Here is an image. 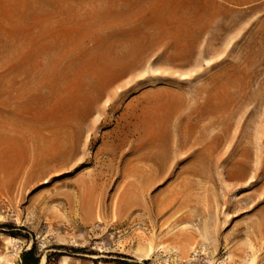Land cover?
<instances>
[{
  "label": "rangeland",
  "instance_id": "374dc122",
  "mask_svg": "<svg viewBox=\"0 0 264 264\" xmlns=\"http://www.w3.org/2000/svg\"><path fill=\"white\" fill-rule=\"evenodd\" d=\"M191 230L217 245H139ZM31 248L264 264V0H0V264Z\"/></svg>",
  "mask_w": 264,
  "mask_h": 264
},
{
  "label": "bare ground",
  "instance_id": "6f19581e",
  "mask_svg": "<svg viewBox=\"0 0 264 264\" xmlns=\"http://www.w3.org/2000/svg\"><path fill=\"white\" fill-rule=\"evenodd\" d=\"M159 136L162 138V137H165V131L159 133ZM164 141V139H163ZM161 142V141H159ZM158 142V144H160ZM163 143V142H162ZM161 143V144H162ZM157 144V145H158ZM164 145V143H163ZM146 164V162H145ZM149 165L148 166H144L142 165L143 167H137V171H138V175L141 176V179L139 181H137V183L134 182V187H125L124 190L119 194L118 198H116L117 200L115 201V207L116 209L117 208H121L124 204V202L128 199H132L129 197V194L132 193V190L134 191V201L133 203L131 202V205H133L132 208H134V206L136 205L137 208L141 211H144V210H148V206L147 204L142 200L138 201L137 199H135L136 195L137 196H140L142 197V195H144L145 193V187L147 185L148 182H150L151 180L149 179V175L150 176H153V170H155V168L152 166V164L148 163ZM151 165V166H150ZM113 169V167H112ZM158 169V168H156ZM147 170H150L151 173H149L148 175V172ZM159 170V169H158ZM157 170V171H158ZM145 172H146V177L145 176ZM138 179V178H137ZM131 183V182H130ZM179 191L176 192V194L178 193ZM138 197V198H140ZM177 196H172V197H169L167 199H165V201L163 200L159 205H158V211H160L161 209H164V208H167L169 206H171L175 199H176ZM128 198V199H127ZM191 201V200H190ZM127 203V202H126ZM125 203V204H126ZM149 204V203H148ZM129 206L130 204H126V206ZM130 205V206H131ZM150 205V204H149ZM125 206V205H124ZM126 206L124 208H126ZM153 207V206H152ZM172 207V206H171ZM115 210V208H114ZM130 210V209H129ZM121 211V210H120ZM140 211V212H141ZM153 211H156L153 207ZM115 212V211H114ZM145 213V212H144ZM140 214V213H139ZM142 214V213H141ZM140 214V215H141ZM143 215V214H142ZM189 216H191V213H188L184 216V218H189ZM167 235V234H166ZM255 235V234H254ZM253 235V236H254ZM252 236V235H250ZM138 242V241H137ZM249 243V241H248ZM139 245L142 246V247H145L149 250H154L156 247H159L161 248L162 245H187L188 249L191 248V245H217V240H216V237L211 235L208 231H198V230H191V231H178L176 233H174L173 235H170V236H167L165 239H161V237L159 238L158 236H149V237H142L141 240L139 241ZM251 247V245H250ZM187 249V248H186ZM248 252V251H247ZM261 253V252H260ZM259 253V254H260ZM256 255V254H255ZM251 264H254L255 263V260H256V257H252L251 258ZM259 260V259H258ZM46 256L43 255L42 258H41V262L40 264H46ZM259 262V261H258Z\"/></svg>",
  "mask_w": 264,
  "mask_h": 264
},
{
  "label": "trees",
  "instance_id": "16d2710c",
  "mask_svg": "<svg viewBox=\"0 0 264 264\" xmlns=\"http://www.w3.org/2000/svg\"><path fill=\"white\" fill-rule=\"evenodd\" d=\"M22 262L23 264H40L41 259H39V257L35 255L34 249L31 248L23 253ZM134 264H149V261L147 259H144L142 263H134Z\"/></svg>",
  "mask_w": 264,
  "mask_h": 264
}]
</instances>
